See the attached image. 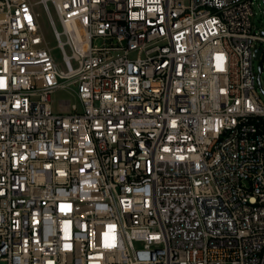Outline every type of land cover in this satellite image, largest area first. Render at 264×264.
I'll use <instances>...</instances> for the list:
<instances>
[{
  "label": "built area",
  "instance_id": "2783aa9c",
  "mask_svg": "<svg viewBox=\"0 0 264 264\" xmlns=\"http://www.w3.org/2000/svg\"><path fill=\"white\" fill-rule=\"evenodd\" d=\"M252 5L0 0L1 262L264 264Z\"/></svg>",
  "mask_w": 264,
  "mask_h": 264
},
{
  "label": "rangeland",
  "instance_id": "374dc122",
  "mask_svg": "<svg viewBox=\"0 0 264 264\" xmlns=\"http://www.w3.org/2000/svg\"><path fill=\"white\" fill-rule=\"evenodd\" d=\"M33 1L38 2L39 0H33ZM49 7L52 11L56 26H57L58 30L61 31L62 30L61 24L59 22V19L55 13V10H54L51 2H49ZM252 7H253L254 15L252 16L251 21L253 23L255 31L259 32L260 34H263L262 32H264V0H253ZM37 8L41 12V15H42L41 22H42L46 41H47L49 47L52 49V55H53L56 63L59 65V67L62 69H65L62 51H61L60 47L58 46V42H57V40L53 34V31H52V28H51L50 23L48 21V18L44 12L43 5L41 3H38ZM62 39L64 40L65 37L62 36ZM67 51L69 52L68 47H67ZM260 64L262 67L261 85L257 81L256 87H257V90L259 92V95H260L262 101L264 102V57H262L260 59H256L254 61V66H255V69L257 72H259V65ZM76 91H77L76 86H73L71 88H60V89H58L52 95L54 109L55 110L57 109V103L60 100H69L70 104H78L79 100H78V97L76 95ZM0 264H7V263L0 261Z\"/></svg>",
  "mask_w": 264,
  "mask_h": 264
},
{
  "label": "water",
  "instance_id": "95a60500",
  "mask_svg": "<svg viewBox=\"0 0 264 264\" xmlns=\"http://www.w3.org/2000/svg\"><path fill=\"white\" fill-rule=\"evenodd\" d=\"M261 52H262V48H257L256 49L255 59H259L260 58ZM261 72H262V68H261V64H260L259 65V75L261 74Z\"/></svg>",
  "mask_w": 264,
  "mask_h": 264
}]
</instances>
